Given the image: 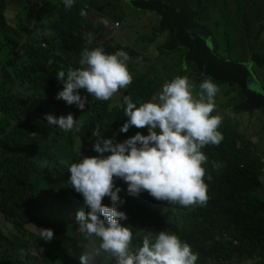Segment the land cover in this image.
<instances>
[{"label":"trees","instance_id":"trees-1","mask_svg":"<svg viewBox=\"0 0 264 264\" xmlns=\"http://www.w3.org/2000/svg\"><path fill=\"white\" fill-rule=\"evenodd\" d=\"M11 1L0 0V218L12 225L6 231L0 223L7 232L0 227V264H81L80 257L88 248L98 247L100 240L86 238L79 232L76 213L88 209L82 195L67 184L68 166L83 157L99 155L93 150L92 132L97 128L114 145L137 132L147 135V128L134 126L126 133L120 131L128 119L124 115L123 98L130 96L137 106L156 101L168 78L152 75L153 66L142 74L128 64L133 80L127 89L117 93L119 99L114 95L108 101H101L89 96L83 111L75 104L68 105L56 98L63 89L56 75L61 70L79 68L85 48L102 47L108 54L123 50L131 59L145 62L148 58L135 48L113 41L102 45L90 43L93 26L86 22V17L94 10L105 9L93 5L91 0H75L70 9L65 8L63 0H26L22 7L26 13L24 19L19 14L14 16L16 26L12 25ZM190 1L197 14L195 23L211 34L217 53L221 48L217 39L228 36L225 32L229 26L235 24L246 30L243 50L240 47L237 54L233 53L234 36L227 39L226 51L219 55L230 60H242L247 55L246 60L253 61L256 74L263 75L264 0H224L220 14L224 31L219 37L205 24L206 6L218 0ZM81 9H86V16L80 15ZM250 9L253 13L248 12ZM248 14H254V24L241 28ZM227 16H234L233 20ZM31 24L34 28L27 40L15 36L20 27ZM249 31L257 34L250 36ZM153 36L159 41L158 60L162 54L176 52L164 51L167 32L159 35L156 26ZM184 57L185 54L176 64L169 82L176 76L195 78L193 63L187 64V71L181 68ZM195 79L201 82L206 78ZM236 92L243 100L238 87L228 88V95ZM81 95L85 93L81 91ZM48 114L56 118L72 114L82 122L80 131H64L58 125H50ZM218 131L223 135L222 142L201 149L207 156L202 165L208 195L205 205L185 208L168 204L146 191L131 196L127 184L115 179V186L121 189L118 195L125 201L117 210L127 215V220L120 223L133 232V248L142 244L147 232L155 236L164 230L179 236L199 254L196 264H244L247 260L264 264V149L248 139L238 126L222 121ZM102 203L112 206L109 197ZM40 228L52 229L54 239L44 241L39 235ZM89 264H115V259L102 253L101 257L90 259Z\"/></svg>","mask_w":264,"mask_h":264},{"label":"clouds","instance_id":"clouds-1","mask_svg":"<svg viewBox=\"0 0 264 264\" xmlns=\"http://www.w3.org/2000/svg\"><path fill=\"white\" fill-rule=\"evenodd\" d=\"M74 2L63 0L66 9ZM80 15L86 16V9H81ZM101 22L108 25L106 19ZM130 59L123 50L108 54L102 47L85 48L79 68L57 73L63 89L56 98L68 105H77L81 111L89 96L110 100L132 83L133 76L127 66ZM181 68L187 71L188 65L182 64ZM193 87L186 76H176L163 85L156 101L137 106L130 96H125L124 115L128 119L120 131L126 133L134 126L147 128L148 134L137 132L114 145L97 128L92 132L93 150L99 155L83 157L68 166L67 184L82 195L88 209L76 213L79 232L86 238L100 240L98 247L88 248L80 257L81 264H89L90 259L101 257L102 253L113 257L115 264H196L199 254L179 236L164 230L155 236L147 232L142 244L133 248V232L120 223L127 220V215L117 210L125 201L118 195L121 189L114 183L117 178L124 181L131 196L146 191L156 200L185 208L207 203L202 166L207 156L201 149L207 145L218 146L223 140L218 131L222 117L212 115L220 89L210 79L200 83L198 96L193 95ZM81 91L85 95H81ZM46 119L50 125H58L64 131L79 132L82 126L72 114L59 118L48 114ZM105 197L110 198L111 207L102 203ZM39 235L44 241L54 239L50 228H40Z\"/></svg>","mask_w":264,"mask_h":264},{"label":"rangeland","instance_id":"rangeland-1","mask_svg":"<svg viewBox=\"0 0 264 264\" xmlns=\"http://www.w3.org/2000/svg\"><path fill=\"white\" fill-rule=\"evenodd\" d=\"M24 1L26 0H12L10 2L9 10L11 12L13 26H16V18H14L15 14H17V16L19 14L21 19H24L26 15L25 11L22 9L23 5L25 4ZM91 2L95 6H103L105 9L103 12L94 10L86 17V22L89 25L93 26V31L92 33H90V37L92 38V41L90 43L102 45L107 41H113V43L116 44L128 45L139 51L142 56L148 58V62H145L143 61V59L138 58L130 59L128 64L131 66V68L138 70L142 74H144L147 69L153 66L154 70H152V75H160L159 77L168 78V80L174 76L176 64L180 62L181 56H183L185 52L184 50H176V52L172 55L162 54L160 60H158L157 46L159 41H157L153 36L154 27L156 28V26H158V19L155 13L148 11L143 12L142 10L136 9L135 6L129 3V0H91ZM108 3H111V6H109ZM224 5V0H218L215 4L206 6L205 16L208 18V21L205 24L212 32H214L215 37H219L222 34V31H224V28L220 23L221 8L224 7ZM229 10L232 9L229 8ZM222 11H224V8ZM248 12L253 13V10L250 9L248 10ZM233 17L234 16H227V19L233 20ZM114 18L118 21H114ZM254 18V14L246 15L242 21L241 28H243V26L244 28H249V25L254 24ZM104 19L108 21L107 26H105V24L101 22ZM117 24L119 25L117 26ZM33 28V24L27 26L26 28L20 27L18 29L19 34L16 33L15 36L22 39L23 41L25 39L27 40L28 36L30 34L32 35ZM244 31L246 30L239 29L235 24L234 26H229L225 32L228 36L219 37L217 39L221 47L219 53L223 54L224 51H226L227 39H232L234 36H236V40L232 44V50L235 47L233 53L237 54L240 47H242L243 36H246V33ZM247 34L250 36H254L255 34H257V31H249L247 32ZM161 38L162 40L164 39V37ZM262 39L264 40V32L262 34ZM243 49L244 48L242 47V50ZM246 59L247 55L242 56V60ZM198 74L199 72L196 68V72H193V76L195 78H206L204 76H198ZM257 75L259 76L260 81L264 86V74L260 75V73L257 72ZM195 78H191L189 82L194 85L193 95L198 96L200 92L199 85L203 80H201L200 82ZM168 80H165V83L169 82ZM210 80L220 89L215 97V115H220L223 122L238 126L241 132L253 136L257 140H259L260 135V140L263 141H259L262 142V147L264 149V113L259 110H255L252 113L238 111L234 112L235 106L243 102L241 95L236 92L233 93L230 97H227L226 95H224V92L226 89H228V86L225 83L218 84L219 82H216L212 79ZM118 96L119 95L117 94L115 95V97L119 99ZM256 133L258 135H256ZM260 195H262L261 192ZM3 222L4 221H2V219L0 218V223ZM3 226L6 231L11 230L12 228V225L9 223H3ZM0 227L4 230L2 224H0ZM5 230L4 232L7 234ZM252 263V260H247L244 264Z\"/></svg>","mask_w":264,"mask_h":264},{"label":"water","instance_id":"water-1","mask_svg":"<svg viewBox=\"0 0 264 264\" xmlns=\"http://www.w3.org/2000/svg\"><path fill=\"white\" fill-rule=\"evenodd\" d=\"M130 1L136 9L156 14L158 34L168 33L165 52L187 50L183 64L193 63L198 76L225 83L230 88L236 85L240 89L245 101L234 111L251 113L264 110V87L253 70V61L234 62L220 58L215 52L211 34L195 23L197 14L190 0Z\"/></svg>","mask_w":264,"mask_h":264},{"label":"flooded vegetation","instance_id":"flooded-vegetation-1","mask_svg":"<svg viewBox=\"0 0 264 264\" xmlns=\"http://www.w3.org/2000/svg\"><path fill=\"white\" fill-rule=\"evenodd\" d=\"M165 32H167V31H165ZM215 49V48H214ZM183 50V49H182ZM184 52H185V54L187 53V50H184ZM216 52V51H215ZM216 54L220 57V58H223V57H221L220 55H219V53H217L216 52ZM223 59H226V60H230V59H228V58H223ZM231 61H234V62H248V61H250V60H231ZM253 67H254V64H253ZM253 70H254V68H253ZM255 72V71H254ZM255 74H256V72H255ZM257 75V74H256ZM257 77H258V75H257ZM258 79H259V81H260V78L258 77ZM260 83H261V81H260ZM262 84V83H261ZM227 85V84H226ZM228 86V85H227ZM235 87H237L236 85H234L232 88H235ZM264 87V86H263ZM228 88L229 89H232V88H230L229 86H228ZM240 90V89H239ZM242 93V92H241ZM233 94V93H232ZM231 94V95H232ZM224 95H226L227 97H230L231 95H228V89H226L225 90V92H224ZM243 95V94H242ZM243 98H244V96H243ZM243 102L245 101V98L242 100ZM243 102H241L240 104H242ZM240 104H238V105H236L235 107H237V106H239ZM261 112H263L264 113V110H260ZM234 112H236V111H234ZM238 112H241V111H238ZM254 112V111H253ZM248 113H250V112H248ZM252 113V112H251ZM256 135H258L257 133H256ZM248 136V139H250V140H252L254 143H257V145H259L261 148H263L262 147V142H260V141H263V140H260V135H259V140H257V139H255L253 136H250V135H247Z\"/></svg>","mask_w":264,"mask_h":264},{"label":"built area","instance_id":"built-area-1","mask_svg":"<svg viewBox=\"0 0 264 264\" xmlns=\"http://www.w3.org/2000/svg\"><path fill=\"white\" fill-rule=\"evenodd\" d=\"M119 24H117V26H118ZM264 171V170H263Z\"/></svg>","mask_w":264,"mask_h":264}]
</instances>
